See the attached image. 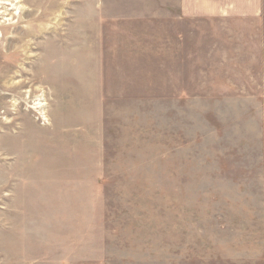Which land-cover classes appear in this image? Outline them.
I'll return each mask as SVG.
<instances>
[{"label":"rangeland","instance_id":"rangeland-1","mask_svg":"<svg viewBox=\"0 0 264 264\" xmlns=\"http://www.w3.org/2000/svg\"><path fill=\"white\" fill-rule=\"evenodd\" d=\"M171 2L0 0V264H264V17Z\"/></svg>","mask_w":264,"mask_h":264},{"label":"crops","instance_id":"crops-1","mask_svg":"<svg viewBox=\"0 0 264 264\" xmlns=\"http://www.w3.org/2000/svg\"><path fill=\"white\" fill-rule=\"evenodd\" d=\"M169 5L178 10L182 19L224 21L232 23L235 27L237 25L234 23L240 20L251 21L254 27H259L258 21L264 17V0H172ZM166 8L169 9L167 5Z\"/></svg>","mask_w":264,"mask_h":264},{"label":"bare ground","instance_id":"bare-ground-1","mask_svg":"<svg viewBox=\"0 0 264 264\" xmlns=\"http://www.w3.org/2000/svg\"><path fill=\"white\" fill-rule=\"evenodd\" d=\"M19 13V7L18 6H14V14H18Z\"/></svg>","mask_w":264,"mask_h":264}]
</instances>
